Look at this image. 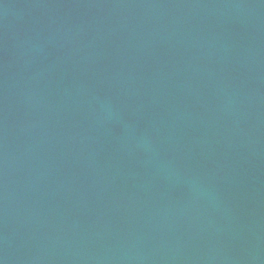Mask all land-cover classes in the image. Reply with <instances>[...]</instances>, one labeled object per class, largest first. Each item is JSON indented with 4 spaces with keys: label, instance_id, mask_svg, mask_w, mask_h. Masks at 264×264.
Masks as SVG:
<instances>
[{
    "label": "water",
    "instance_id": "1",
    "mask_svg": "<svg viewBox=\"0 0 264 264\" xmlns=\"http://www.w3.org/2000/svg\"><path fill=\"white\" fill-rule=\"evenodd\" d=\"M0 264H264V0H0Z\"/></svg>",
    "mask_w": 264,
    "mask_h": 264
}]
</instances>
